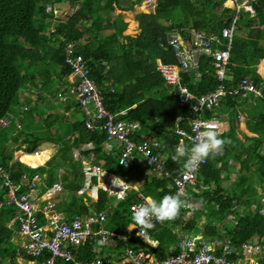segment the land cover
<instances>
[{
    "label": "trees",
    "instance_id": "trees-1",
    "mask_svg": "<svg viewBox=\"0 0 264 264\" xmlns=\"http://www.w3.org/2000/svg\"><path fill=\"white\" fill-rule=\"evenodd\" d=\"M224 1L158 0L154 13L138 12L134 15L140 30L131 36L117 31L102 34L101 31L106 30L102 16L114 10V3L120 10H130L134 4H141V0H0V118L7 117L18 96L24 100L29 92L45 95L46 91L53 89L60 96L69 93L66 77L71 72V64L67 60V44L74 43L71 56L81 53L87 60L105 107L113 113L124 110V114L117 118L137 120L145 136L161 138V146L155 152L158 150L166 153L168 157L163 162L165 169H169L171 175L173 171V176H179L177 167L183 159H171L179 141L172 129L178 115L189 118L193 113L190 106L181 107L177 104L173 92L160 75L155 60L160 58L164 64L180 65L174 47L167 39L169 32L175 27L205 29L209 33L220 35L221 28L230 23L234 12L231 7L223 6ZM61 2L68 4L69 11H65L66 7ZM47 5L60 12L56 15L53 10L47 9ZM253 7L256 11L253 17L244 11L240 13L222 81L213 68L212 57L199 56L198 69L182 68L188 71L183 75V83L196 95L211 91L220 83L230 89L248 75L263 91L261 96L254 93L246 96L228 94L221 100L220 110L227 114L229 124L219 134L232 143L226 144L222 153L208 157L207 163L197 173L195 187L188 189L190 196L200 198L203 204V208L197 210V215L204 216L205 220L201 225V236L206 241H228L239 251L245 243L264 247V193L257 189V184L264 189V74L257 70L264 59V44L239 34L262 32V29L252 31L251 28L264 24V0H256ZM217 16L224 17V20H217ZM110 19L109 14L105 22ZM134 25L131 22L129 26L132 29ZM95 27L100 39L95 37ZM183 33L188 41L186 43L191 46V29L188 28ZM239 63H242V69ZM196 74L198 78L194 79ZM110 80L112 85L107 83ZM77 104L69 101L62 105L64 113H68L67 120L49 109L39 108L37 112L35 107L23 110L13 118L25 120L23 129H26V125L27 130L18 129L14 134L16 136L11 137H22V142L26 143L23 147L25 152L33 153L42 142H51L56 146L53 155L43 165H38L42 157L37 155L22 157L23 161L33 167L19 160L9 163L18 147L6 150L10 129L7 124L0 125V166L15 184L23 186L20 191L24 192H27L26 186L34 182L36 175L41 179L38 187L43 191L57 180V170L62 168L63 185L62 190L56 192L54 208L69 217L74 214H89L92 209L96 213L104 211L107 227L115 234L125 233L127 226L132 223L130 205L135 201V192H129L125 198L113 202L107 193L99 189L98 200L91 202L90 206L84 204L82 197L77 194L83 181L82 160L74 158L73 149L91 142L93 148L82 151L81 156H89L92 163L124 180L132 176L144 177L146 182L142 190L154 199L175 195L176 188H167L166 180L160 179L155 173L144 172L142 164L148 163L145 159L139 161L141 155L136 150L126 166L120 163L123 145L115 153H105L102 149L105 133L85 127ZM239 112L247 117V129L256 135L244 134L243 140L236 136L237 124L234 119ZM34 113L42 116L41 119H32ZM212 114L207 110L203 112L206 117H211ZM186 122L188 121L183 120L178 123L179 128L184 124L186 127ZM133 138L137 139V134ZM185 143L191 146L187 140L183 144ZM230 162L234 165L231 166ZM231 173L236 174L237 181L230 188L223 187V180ZM238 186L241 187L239 191L236 190ZM2 200L4 192L0 190V201ZM16 208L6 205L0 207V257L12 255L15 251L13 230L7 226L16 213ZM183 212L182 207L174 221L154 223L151 233L158 240L156 248L140 243L133 245L134 241L129 245L143 247L155 253L157 258L163 259L169 253L170 246L178 240L172 229L180 226L186 233L192 230L196 232V225L199 223L196 219H187L181 225L185 219H181ZM255 236L258 238H254ZM115 239L120 246L125 243L118 237ZM79 247V252L75 255L77 258H93L94 253L88 248L90 245ZM216 251L221 254V249ZM97 258L109 264L101 257ZM258 264H264V257Z\"/></svg>",
    "mask_w": 264,
    "mask_h": 264
},
{
    "label": "built area",
    "instance_id": "built-area-1",
    "mask_svg": "<svg viewBox=\"0 0 264 264\" xmlns=\"http://www.w3.org/2000/svg\"><path fill=\"white\" fill-rule=\"evenodd\" d=\"M230 1L236 5V9L232 8L234 9V12L231 22L221 28L220 36L215 33H209V36H201L198 34L199 36L197 35L198 37L194 41L198 48L192 53L195 57L197 55L212 57L214 59L213 68L220 81H222L224 78V72L230 58L229 56L232 46V38L235 29L237 28V21L240 18L241 11L248 13L249 16H253L256 13L253 7V3L256 0ZM238 2L242 3L238 4ZM157 3L158 0H142L140 7L145 10H153L157 6ZM244 5H247L254 14L252 15L248 10H246ZM47 6L48 10L51 9L56 15L58 14V9L53 8L50 5ZM185 28L188 27L173 28L169 32L168 41L173 47L178 48L183 44H186V42L188 43L183 35ZM218 37L223 38L228 42L226 48L221 49L213 46V42L218 40ZM73 45L74 43L67 44V60L71 64V76L67 78L68 82H66V86L68 88V94L74 93L77 98L78 106L81 109V113L84 117L85 127L91 131H103L105 133L106 138L104 142V149L106 151H112L114 147L123 145L124 148L120 157V163L122 165H128V160H130L133 151L136 150L146 160L148 165L150 164L149 166L152 165V168L169 177L171 173L164 168L163 160H161L158 157L159 154L155 152L159 142L154 138L141 140L133 138V135L136 134V127L138 124L136 122H130L117 118L116 113H112L105 107L94 81L86 76L87 74L91 75V71L90 67L86 64L85 59L80 54H76L73 57L71 56ZM156 67L160 72L166 71L171 74H175V76L177 75L176 72L179 70L178 74L180 77L182 68H186L188 65L185 62H183L181 65H163L157 63ZM165 78L168 82H170L167 77ZM176 82L179 83L180 78ZM221 86H224V84H218L214 91L204 93L195 99L194 95L191 94L188 88L181 84L178 86L177 93L179 104L184 105L186 102L195 99L192 104L194 112L198 113L204 108L210 109L217 104L219 99L217 100L216 98H213V94H210L209 96L207 94L215 92L218 88H221ZM181 87L186 88L192 97L188 92L182 93L180 91ZM234 92H252L260 96L263 95L261 87H257L246 77L240 80ZM204 95H206L205 99L200 100ZM2 124L8 125L9 120L5 117L2 119L0 118V125ZM190 124L191 126L189 133L184 129H178L177 132L183 137H186L191 145L198 137L199 132L205 130L208 127H213L216 130H219L220 125V123H218L216 120L201 121L198 119L192 120ZM112 145H114V147H112ZM91 147L92 144L87 145L88 149ZM37 152L40 151H36V153ZM73 156L77 160H82L81 169L84 173L85 184L83 190L80 192H85L89 189L95 191L96 189L101 188L114 199H123L125 197L127 191L131 187L128 183L120 180L112 173H104L99 165L92 163V159L89 156H81L80 153H74ZM203 163H205V161L199 163L191 172L187 174H185L184 170L179 176L174 177L173 183L176 188L175 194L180 191H183L185 194H187V186L189 184L191 185L195 183L197 170ZM0 178L2 179L0 190L4 192V200L0 201V207L2 205H6L16 206L17 209H20L21 212H19L18 215L20 222V235L25 239L24 247L26 249V253L32 258H42V260L37 264H55V260L58 258L71 261L73 264H108L107 262H103V260L98 258H95L92 261H80L73 256L69 246L84 245L88 241H93L96 236H98L97 240H100L106 233L109 234L107 243L113 242L115 237L125 241L131 239V236L141 238L136 235V232L139 231V229H134L135 231L133 234H131L130 231H126L125 233L121 234H115L114 231L107 229L95 230L92 225L103 222L105 219V212H93L86 219H82L78 216H75L73 219H67L55 210L52 203H47L44 208H42L47 222L44 224L40 223L37 214L40 209L32 201V199L34 200L35 198L31 194L37 175L33 178L34 182L29 183L28 186H26L27 192L20 191L23 186L15 184L8 177L7 172L1 166ZM114 178H116V184L123 185V189H121L119 186H115L112 183ZM60 189H62V187H53L47 192L46 196L49 197L51 194L56 195V192L60 191ZM19 197L24 198L22 200L25 205L23 208H21L15 201ZM144 201L145 200H138L131 203L130 210L134 205L144 203ZM153 222L155 223L158 221ZM148 235L150 237L149 232ZM221 245L222 253L218 254L216 253L214 246L205 242L200 235L195 234L189 237L184 236L180 242L181 250L179 252L172 253L167 258L154 261L152 264H257L253 258L238 257L237 254L234 253L235 247L231 246L228 241L221 242ZM262 248L263 246L258 244L245 243L242 245L241 249L244 254H249L260 251ZM45 253H49V255L46 257L44 255ZM127 254L135 264H148V260L150 259L149 254L145 251L128 249Z\"/></svg>",
    "mask_w": 264,
    "mask_h": 264
},
{
    "label": "crops",
    "instance_id": "crops-1",
    "mask_svg": "<svg viewBox=\"0 0 264 264\" xmlns=\"http://www.w3.org/2000/svg\"><path fill=\"white\" fill-rule=\"evenodd\" d=\"M226 1V0H225ZM225 1L223 2V6H225L224 5V3H225ZM141 3H142V0H141ZM61 5L63 6V7H68V4H66V3H63V2H61ZM114 6H115V8H114V10H116V12H114V10L112 11V12H108V14L106 15V16H102V18H103V21H104V26L106 27V30H104V31H101V33L103 34H106V33H112V31H117V32H122L123 34H126L125 33V31L127 30V28L129 27V29H131L130 28V23L132 22V23H134L135 25H134V27L132 28V30L134 31V33H131V34H128V35H131V36H134V35H136L138 32H139V27H138V22L134 19V15L136 14V13H138V12H141V13H145V14H150V13H154V11H155V8L153 9V10H145V9H143V8H141L140 7V2L139 3H137V4H134V6H133V9H130V10H120V9H118V7L116 6V3H114ZM225 7H227V6H225ZM65 11H67V10H65ZM59 12H60V10H59ZM104 13H105V11H104ZM111 15V19L110 20H106V22H105V18H107L108 17V15ZM114 14V15H113ZM256 15V13L253 15V16H255ZM128 16H132L130 19L128 18ZM253 16H250V17H253ZM232 19H233V13H232ZM231 19V20H232ZM240 19V18H239ZM238 19V20H239ZM231 22V21H230ZM238 22V21H237ZM229 24V23H228ZM175 28H180V27H175ZM181 28H183V26H181ZM189 29H191V36H192V40L193 39H196L199 35H201V36H209V32L208 31H206L205 29H198V28H193V27H188ZM188 28H185L184 30H186V29H188ZM238 28V27H237ZM262 28H264V24L261 26V27H257V26H255L254 28H251L252 29V31H255L256 29H262ZM96 31H97V28L95 27V37L96 38H98V39H100L99 38V35H98V33H96ZM262 31H263V29H262ZM89 33V32H88ZM252 34H247V35H245V33L244 32H239V34H241V35H243V36H245V37H250L249 39H252V40H256L257 42L256 43H258V42H260V44H264V38H263V34L264 33H257V34H255V32H251ZM184 34V33H183ZM199 34V35H198ZM186 35V34H185ZM198 35V36H197ZM220 36V35H219ZM117 39H118V36H117ZM119 39H121V38H119ZM227 44H228V42L227 41H225V39H223V38H220V37H218V40H215L214 42H213V46L214 47H216V48H226L227 47ZM203 56V55H202ZM202 56H200V57H202ZM205 57H208V56H205ZM263 61H264V59L260 62V64L261 63H263ZM156 64H157V61H156ZM212 64H213V62H212ZM259 64V65H260ZM239 65L241 66V69H242V63H239ZM199 66H200V62H199V64L194 68V70L195 69H198L199 68ZM213 69V68H212ZM90 71H91V69H90ZM260 73H261V71L260 70H258ZM197 76H195L194 77V79H197L198 78V74H196ZM245 77V76H244ZM249 80H251L253 83H254V85H256L257 83H255L254 82V80L251 78V76L250 75H248V76H246ZM237 85H238V83L234 86V87H232V88H230V89H227V92H229V94H233V93H235L234 92V90H235V88L237 87ZM261 85H263V84H261ZM46 93V92H45ZM255 95V94H254ZM257 95V94H256ZM259 96V95H258ZM215 109H217L215 112H214V110L213 111H211L213 114H212V116L213 117H216L218 120H219V122L221 123V129L220 130H218L217 132L218 133H221L222 131H224L225 129H227V127H228V124H229V118L227 117V114H225V113H221V103H218L217 104V107L215 108ZM65 111L63 110V113H64ZM216 113V115H214ZM64 115H68V113H64ZM180 116H184V115H178L177 117H176V119H178V117H180ZM231 116V115H230ZM81 117H83V114L81 113ZM238 117L240 118V121H238ZM234 118V117H233ZM232 118V119H233ZM175 119V122L177 121ZM246 120H247V117L244 115V114H242L241 112H239V114L237 115V117H236V119H234V122H235V124H237V127H236V136H238V137H240V139H242L243 140V135L244 134H246V135H248V136H253V135H256L254 132H252V131H250V130H248L247 129V127H246ZM83 122H84V117H83ZM240 124H242L243 126L242 127H240ZM103 132V131H102ZM136 134H137V139H140V135L136 132ZM152 136H154V135H152ZM155 137H157V136H155ZM105 138H106V136H105ZM157 138H159V137H157ZM104 142L105 141H103V143H102V149L105 151V153H107V154H109V153H114V152H116L120 147H114V145H112V147H114V149L112 150V151H106L105 149H104ZM49 144H51V148L50 149H42V150H38L39 149V146L37 147V150L36 151H40V152H42V151H44V150H46L47 151V154H51L52 153V151H53V146L52 145H54L53 143H51V142H48ZM161 143L162 142H159V145H158V147L159 146H161ZM181 143L178 141V143H177V145H176V147L177 146H179ZM185 145L186 146H188L186 143H185ZM157 147V148H158ZM93 148V145H92V147L90 148V149H92ZM77 148H75V149H73L74 151L76 150ZM176 149V148H175ZM35 151V152H36ZM74 151H73V153H74ZM54 152V151H53ZM161 152V151H160ZM158 150H157V153L158 154H161L162 155V157H163V162H165L166 161V159H167V157H168V155L166 154V153H160ZM25 155H37V156H40V155H38V154H25ZM24 155H22L21 157H20V160L21 161H23L22 160V157H23ZM72 156V155H71ZM144 158L142 157V156H140V158H139V161H141L142 162V160H143ZM24 163H26V161H23ZM44 162V159L42 158V161H39L38 162V165H42V164H44L43 163ZM184 163H185V161H182V163L179 165V167H177V169H178V171H179V174L181 173V171L184 169ZM231 163L232 162H230V165H231ZM27 165L29 164V163H26ZM164 164V163H163ZM232 164H234V163H232ZM37 165V166H38ZM30 167H33V166H31V165H29ZM142 166L145 168L144 169V172H146L147 174H153V173H155V174H157V176L160 178V179H162V180H166V187L167 188H173V186H174V184H173V179H174V177H176V176H173V171H172V175L171 176H169V177H167V176H165L163 173H161V172H159V171H157V170H155L154 168H152L151 166H149L148 164H142ZM102 168V167H101ZM164 168H165V166H164ZM237 168V167H236ZM102 170H103V172L104 173H110V172H108L107 170H105L104 168H102ZM169 170V169H168ZM171 171V170H170ZM82 174H83V181H82V184H81V186H80V188L77 190V194L79 195V196H81L82 197V200L84 201V204H86V205H88V206H90V203L91 202H95V201H97L98 200V191H99V189H101V188H98V189H96L95 191L94 190H87V191H85V192H80L81 190H83V188H84V184H85V181H84V173H83V171H82ZM175 175V174H174ZM120 180H123V181H125L126 183H128L131 187H130V189L127 191V193H129V192H135V201H138V200H145V198L146 197H152L151 195H148V194H144V191L142 190L143 189V186H144V184H145V182H146V180L144 179V177H137V176H132V178H130V179H126V180H124L123 178H121V177H119V176H117ZM173 177V178H172ZM37 178H39L40 179V177L39 176H37ZM39 182H41V179H40V181ZM62 185H63V181H61V187H62ZM42 188H40L39 187V191H42L41 190ZM188 189L189 188H187V194H186V196H184L183 197V199H184V201H185V203H184V206H183V208H184V212H183V215H182V217H181V219L182 218H185V219H183L182 220V226H183V224H184V222L187 220V219H196L197 220V222H199V223H197V225H196V232L195 231H191V232H189V233H186L185 231H182L181 230V228H180V226H176L174 229H172V231L174 232V233H176V235H177V239L179 240H177V243L176 244H173L172 246H170V248H169V253L167 254V256L166 257H164L163 259H165V258H167L170 254H172V253H177V252H179L180 250H181V246H180V242H181V240H182V238L184 237V236H192V235H195V234H197V235H200L201 236V233H202V229H201V225L204 223V216H198L197 215V210H199V209H202L203 208V204H202V201H201V199L200 198H198V197H194V196H190V192L188 191ZM194 190H196L197 191V189L196 188H193ZM62 190V189H61ZM102 190V189H101ZM159 190H161V187H159ZM104 191V190H103ZM105 193H107L106 191H104ZM127 193H126V195H127ZM107 195L110 197V199L113 201V202H116L117 200H120V199H114L112 196H110L108 193H107ZM126 195H125V197H126ZM124 197V198H125ZM89 198H90V200H89ZM153 198V197H152ZM134 201V202H135ZM114 204V203H113ZM17 209V208H16ZM204 211H206V208L204 209ZM63 217H65V218H67V219H73L75 216H78V217H81L82 219H86V218H88L93 212H95V209H92V211H90V213L89 214H84V215H81V214H74L73 216H68L66 213H63V212H61V211H58ZM104 212V211H103ZM16 213H19V210L17 209V211H16ZM184 221V222H183ZM7 227H9V228H11L12 230H13V235H12V240H13V244H15V251L13 252V254L12 255H9V256H6V257H0V264H37L38 262H40V258H32L30 255H28L27 253H26V249H25V247H24V243H25V239L23 238V237H21L19 234H18V232H17V227L16 226H12V225H8ZM92 227L95 229V230H100V229H107V230H111L109 227H107V225H106V222L105 221H103V222H101V223H98V224H93L92 225ZM127 228H128V226H127ZM126 228V231H129L128 229ZM135 230L133 229V230H131L130 231V233L131 234H133V232H134ZM149 233H150V238L152 239V240H154V241H156L157 242V245H158V240L156 239V238H154L153 236H152V233H151V230H149ZM97 238H98V236H96ZM95 237V239L93 240V241H88L87 243H85L84 245H90L91 247H88V248H90V250L94 253V256H93V258H90V259H81V258H77L75 255H77V253L79 252V249H80V247L79 246H74V245H70L69 246V249L71 250V253L73 254V256L76 258V259H78V260H80V261H92V260H94L95 258H97V257H101L102 259H104V260H106V261H108L109 262V264H135L134 263V261L132 260V259H130L129 258V256H128V254H127V251H128V249H135V250H137V251H145V252H147L148 254H149V260H148V264H152V262H154V261H159V260H162V259H159V258H157L156 257V254L155 253H153V252H151V251H149V250H146L145 248H143V247H138V248H135L133 245H135V244H137V243H140V244H142L143 246H148V247H150V248H156V247H153L151 244H149V243H147L146 241H144L143 239H141V238H138V237H131V239H129V240H127V241H125V240H122V239H120V240H122L123 242H125L126 243V249L123 251V252H117L116 251V249L120 246L119 244H118V241L115 239V241H113V242H108L107 244H105V245H103V246H100V245H98L97 244V241H99V239L97 240V238ZM202 237V236H201ZM254 238H258V237H254ZM202 239L205 241V242H207V243H209V244H211V245H213L214 246V248H215V251L216 250H220L221 249V253H222V245H221V240H218V239H214V240H212V241H209V240H205V238H203L202 237ZM254 240H256V239H254ZM131 241H134V244L133 245H129V243L131 242ZM124 243V244H125ZM82 246V245H81ZM176 246V247H175ZM216 253H217V251H216ZM241 254V252H239L238 253V257H242V254ZM46 255H48V254H46ZM45 255V256H46ZM263 257H264V251L262 252V253H259V254H257L256 255V257H253V259L257 262V264H258V261L260 260V259H263ZM55 264H73L71 261H68V260H65V259H62V258H58V259H56L55 260Z\"/></svg>",
    "mask_w": 264,
    "mask_h": 264
},
{
    "label": "rangeland",
    "instance_id": "rangeland-1",
    "mask_svg": "<svg viewBox=\"0 0 264 264\" xmlns=\"http://www.w3.org/2000/svg\"><path fill=\"white\" fill-rule=\"evenodd\" d=\"M242 2H238V4H241ZM224 5L225 6H227V7H231V8H235L236 9V5H235V3H233V2H231L230 0H226L225 1V3H224ZM55 6H58V5H56L55 4ZM145 7V6H144ZM114 8H115V6H114ZM244 8L246 9V10H248L252 15L254 14V13H252L251 12V9L250 8H248V6L247 5H244ZM62 10V9H61ZM65 10H67V11H69V7H66L65 8ZM114 12H116V10H114ZM114 15V14H113ZM132 16H128V18L130 19ZM216 18V17H215ZM217 20L218 19H222V20H224V17H222V16H217V18H216ZM238 22H239V20H238ZM238 22H237V27H238ZM263 29V31H262V33H264V28H262ZM125 33L126 34H131V33H134V31L132 30V29H129V27L127 28V30L125 31ZM232 34V33H231ZM263 38H264V34H263ZM156 61V60H155ZM257 70H260L261 71V73L262 74H264V61H263V63H261L260 65H258V69ZM160 72V71H159ZM163 72V73H162ZM162 72H160V75L162 76V78L165 80V82H166V84L170 87V90L173 92V94H174V99L177 101V104L179 105V106H181V107H185L186 105H188V106H190V108H191V110H192V113H193V116H191V121L192 120H196L197 118H198V116L196 115V112H194L193 111V108H192V104H193V102L195 101V99H196V97H199V96H201L202 94H204V93H202V94H200V95H196L194 92H192L191 90H190V88H189V86L187 85V84H184L183 83V75L184 74H186V72H188V71H185V70H182L181 72H180V77H179V74H178V72H179V70L176 72V76H175V74H171V73H169V72H166V71H162ZM259 72V71H258ZM260 73V72H259ZM164 74V75H163ZM69 76H71V72L68 74V76L66 77V79L69 77ZM89 79H91V80H93L94 81V83H95V85L97 86V90L99 91V93H100V97L102 98V95H101V91H100V89H99V87H98V84H97V82H96V79L93 77V76H91L90 74H87L86 75ZM167 77L168 79H169V81L170 82H173V83H170V82H168L167 80H166V78L165 77ZM246 77V76H245ZM244 77V78H245ZM180 78V82L179 83H177L176 81L178 80ZM247 78V77H246ZM107 83H109L110 85H112V81L110 80L109 82H107ZM58 85H59V83H57ZM181 84H183V85H185L187 88H188V90L191 92V94H193L194 95V97H195V99H192V100H190V101H188V102H186L184 105H180L179 104V100H178V86L179 85H181ZM55 86H57V85H55ZM96 86H95V89H96ZM217 87V86H216ZM216 87L213 89V90H211V91H208V92H212V91H214L215 89H216ZM112 89V88H111ZM186 88H183V87H181V89H180V91L182 92V93H185V92H188L189 93V91H188ZM41 92H43V91H41ZM45 92V91H44ZM43 92V93H44ZM205 93H207V92H205ZM25 94V93H24ZM190 94V93H189ZM190 94V95H191ZM210 94H213V98H216L217 100L219 99H223V98H226L227 97V95L229 94V92H227V88L225 87V85L224 86H221V88H218L215 92H213V93H208L207 95L209 96ZM45 96V97H44ZM66 96L68 97L69 96V98L68 99H66ZM191 97H192V95H191ZM190 97V98H191ZM205 97H206V95H204V96H202L201 97V99L200 100H203V99H205ZM69 101H72V102H77V98H76V96H75V94L74 93H70V94H65V95H62V96H60L59 94H58V92L56 91V90H51V91H46V94L45 95H39V94H33V93H31V92H29L28 93V95L26 96V98L23 100V98H20L19 96L15 99V101H14V103H13V105H12V107H11V109L9 110V112L7 113V117H5V118H7L8 120H9V124H8V127H9V132H8V134H7V137H8V142H7V144H6V150L7 151H10L11 149H12V147H13V149H15L16 148V146L18 147V149L17 150H15L14 152H13V157H12V159L9 161V163H12L13 161H15V160H19L20 162H22V163H24L23 161H21L20 160V157L22 156V155H25V154H37L35 151L33 152V153H27V152H25L24 151V149H23V147H25V145H26V143H24V142H22V137L20 136V135H17V137H13V138H11L12 137V135H14V134H16L17 133V131H18V129L19 130H27V126L25 125V127H26V129H23V127H24V123H25V120L24 121H20V119H18L17 118V120L16 119H13L14 117H15V115H17L19 112H22L23 110H25V111H27L28 109H32L33 107H35V109H36V111H37V109H38V111H39V108H44L45 110H47V109H49L52 113H54V112H56V113H58V114H60V116L62 117V119H65V120H67L68 118H69V116L68 115H64V113H63V110H62V108H63V104H66L67 102H69ZM24 103V104H23ZM22 105H23V109H22ZM217 109H214V112L216 111ZM37 111V112H38ZM40 111H41V109H40ZM204 111H206V108H204V109H201L199 112L200 113H202V115H203V112ZM24 112V111H23ZM112 112V111H111ZM124 110H121V111H118V112H114V113H116V115H117V117H119L120 115H122V114H124ZM211 112V111H210ZM217 112V111H216ZM113 113V112H112ZM214 115H216V113L214 114ZM41 117L42 116H40V115H38V113H34V115H33V117H32V119H37V118H40L41 119ZM13 119V120H11V119ZM203 118L204 119H206V120H216V121H219L216 117H213V116H211V117H206V116H204L203 115ZM120 119V118H119ZM177 121H183L184 119H176ZM127 121H130V122H136L137 124H138V126L136 127V132L140 135V140L141 139H152V138H154V139H156L158 142H161V138H157V137H155V136H152V135H150V136H145L144 134H143V132H141V129H142V126H141V124H140V122L139 121H137V120H127ZM191 121L190 122H186V127H185V124L182 126V129H184V130H186L188 133L190 132V126H191ZM238 121H240V118L238 117ZM200 122V121H199ZM197 124H199V123H197ZM196 124V125H197ZM243 125L242 124H240V127H242ZM219 127H220V125H219ZM172 131L173 132H175V134L176 135H178V137H179V142L180 143H184V141L185 140H187L188 142H189V140L186 138V137H183L181 134H179L178 132H177V130H174V129H172ZM14 136H16V135H14ZM10 137V138H9ZM190 143V142H189ZM88 144H92L91 142H88V143H85L84 145H82V146H80L79 148H77L75 151H74V153H76V154H79V153H82V151H84V150H86V149H88L87 148V145ZM191 144V143H190ZM21 146V147H20ZM54 148H53V151H55L56 150V146L55 145H52ZM51 148V144H49L48 142H42L40 145H39V149L38 150H42V149H50ZM52 151V153L51 154H45V158H44V164L46 163V161H48L49 159H50V157L53 155V152ZM73 153V154H74ZM69 157H71V152L69 153ZM158 157L161 159V160H163V157H162V155L161 154H159L158 155ZM75 158V157H74ZM183 161H185V160H183ZM207 161H208V158L205 160V163H207ZM205 163H203V164H205ZM24 164H26V163H24ZM202 164V165H203ZM27 165V164H26ZM201 165V166H202ZM232 165H234V164H232L231 163V166ZM29 166V165H28ZM200 166V167H201ZM200 167H199V169H200ZM236 167H237V165H236ZM199 169L197 170V173H198V171H199ZM184 171V169L181 171V173ZM180 173V174H181ZM57 174H58V176H57V180L54 182V183H52V185H50V186H45L46 188L45 189H43V191H39V185H40V183L41 182H39L40 181V179L39 178H36V180H35V182H36V184L34 183V186H33V189H32V191H31V194H32V196L35 198L34 200L32 199V201L37 205V207H39V211L37 212V214H38V220H39V222L40 223H46L47 222V219H46V216L44 215V213H43V211H42V208H44V206L47 204V203H52L53 205L55 204V202H54V198H55V194H51L49 197L48 196H46V194H47V192L48 191H50V189H52L53 187H61L60 185H61V181H62V168H59L58 170H57ZM179 174V175H180ZM237 180H236V174H234V173H231L230 175H229V177L227 178V179H224L223 180V182H222V186L223 187H227V188H230L231 186H233V183L234 182H236ZM53 186V187H52ZM52 187V188H51ZM128 189H129V186H128ZM241 189V187L240 186H238L237 188H236V190L237 191H239ZM257 189H258V191H260V192H262V193H264V189H262V186L261 185H258L257 184ZM55 193V192H54ZM24 198H22V197H19V198H17L15 201H16V203L21 207V208H23L25 205H24V203H23V200ZM19 209V208H18ZM56 210V209H55ZM57 211V210H56ZM19 212H21L20 211V209H19ZM58 212V211H57ZM18 215H19V213H15L13 216H12V218H10V221H9V224L8 225H15L16 227H17V232H18V234L20 235V222H19V219H18ZM128 229V228H127ZM129 230V229H128ZM21 236V235H20ZM126 249V245L125 244H123V245H121V246H119L117 249H116V251L117 252H123L124 250Z\"/></svg>",
    "mask_w": 264,
    "mask_h": 264
},
{
    "label": "clouds",
    "instance_id": "clouds-1",
    "mask_svg": "<svg viewBox=\"0 0 264 264\" xmlns=\"http://www.w3.org/2000/svg\"><path fill=\"white\" fill-rule=\"evenodd\" d=\"M232 141L227 138H221L220 134L213 127H208L199 132L198 137L192 145L186 146L181 143L176 147L174 154L171 155L173 161L185 160V174L191 172L199 163L204 162L212 154L222 153L226 144H231ZM150 163V161H149ZM116 178L112 183L123 189V185L115 183ZM122 191V190H121ZM186 194L183 191L177 192L175 195H165L157 200L152 197H146L144 203L134 205L131 209V221L128 225L129 231L139 229L136 235L143 238L153 247L157 246V242L152 240L148 232L155 227L153 221L165 222L174 221L178 218L181 208L184 206V197ZM108 233L102 239L97 241V244L103 246L107 244Z\"/></svg>",
    "mask_w": 264,
    "mask_h": 264
},
{
    "label": "bare ground",
    "instance_id": "bare-ground-1",
    "mask_svg": "<svg viewBox=\"0 0 264 264\" xmlns=\"http://www.w3.org/2000/svg\"><path fill=\"white\" fill-rule=\"evenodd\" d=\"M167 39L169 40V38H168V36H167ZM196 39H193V41H192V45L191 46H189L187 43L186 44H183L182 46H180V47H178V48H175L174 47V50H175V53H176V56H177V59H178V61L180 62V65L183 63V62H185V63H187V65H188V67H193V68H195L198 64H199V56L197 55L196 57L195 56H193V51H195L198 47L195 45V43H194V41H195ZM168 43H169V41H168ZM78 54H80V55H82L81 53H78ZM83 56V55H82ZM83 58H84V56H83ZM86 61V64L89 66V64H88V62H87V60H85ZM156 61L157 62H160V64H163V65H166V64H164L163 62H162V60L160 59V58H156ZM172 65H176V64H172ZM251 94L252 92H240V93H233L232 95H242V96H246V95H248V94ZM253 94V93H252ZM221 100L222 99H220L218 102H217V104L218 103H221ZM217 104L214 106V107H212V108H210V109H207L206 108V110L207 111H213L216 107H217ZM78 105V104H77ZM78 108H79V106H78ZM80 109V108H79ZM80 111H81V109H80ZM82 112V111H81ZM196 115L198 116V120H201V121H207L206 119H204L203 118V115H202V113H200V112H196ZM178 119H184V120H187L188 122H190L191 121V117H189V118H186V117H183V116H180V117H178ZM181 121H176V122H174L175 124H174V127H173V129L174 130H178V129H182V128H179V125H178V123H180ZM218 123H220L219 121H217ZM221 129V123H220V127H219V130ZM216 130V129H215ZM216 131H218V130H216ZM37 154L38 155H40L43 159L45 158L44 156H45V154H47V151L46 150H44V151H42V152H37ZM196 183H197V173H196V178H195V183L194 184H189L188 186H187V188H190V187H195V185H196ZM264 251V247L260 250V251H257V252H253V253H249V254H244L243 253V251H242V249L239 251V250H237V249H234V253H236L237 255H238V253L239 252H241V254H242V257H249V258H253V257H256V255L257 254H259V253H262Z\"/></svg>",
    "mask_w": 264,
    "mask_h": 264
}]
</instances>
